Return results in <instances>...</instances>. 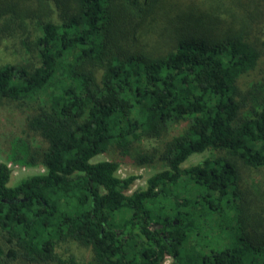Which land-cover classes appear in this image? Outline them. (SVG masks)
<instances>
[{
  "label": "trees",
  "instance_id": "1",
  "mask_svg": "<svg viewBox=\"0 0 264 264\" xmlns=\"http://www.w3.org/2000/svg\"><path fill=\"white\" fill-rule=\"evenodd\" d=\"M263 33L264 0H0V104L21 126L7 159L44 168L10 186L0 162V264H264V188L246 175L264 168V61L239 82ZM111 149L166 168L129 191L119 160L93 161Z\"/></svg>",
  "mask_w": 264,
  "mask_h": 264
},
{
  "label": "rangeland",
  "instance_id": "2",
  "mask_svg": "<svg viewBox=\"0 0 264 264\" xmlns=\"http://www.w3.org/2000/svg\"><path fill=\"white\" fill-rule=\"evenodd\" d=\"M158 30L159 26L157 25ZM155 30V26L153 28ZM138 35L139 42L137 43V47H139V43L142 45H145L146 48L150 46H161L163 45V42L166 40V31L161 29L158 33L155 34L151 33H141L140 34L136 31ZM262 38L264 40V33L262 35ZM126 46L130 47L133 46L132 41L126 42ZM140 47H142L140 45ZM145 49V48H142ZM12 48L10 50H7V52H3L2 55H4L3 59H6L7 61H17L16 54H12ZM263 61L264 56L261 57L258 65L255 69L248 71L243 76H241L239 82L241 86H246L250 81L256 80L260 77L261 74V68L263 67ZM18 111L8 110L6 106L0 104V162H6V164L9 166L11 170V182L10 186L14 185L18 179L25 177L27 175L36 174L39 172H43L44 168L42 165L37 164L35 166H25L13 163L7 159L10 142L13 138V136L17 133V130L20 131L21 126L19 124L18 118ZM184 126L183 123H177L172 124L169 126L167 132L160 138H147L142 139L139 141V145H136L137 148H144V149H154V148H161L163 146L164 141L170 139L173 135H176V133L181 131V128ZM31 142H33L34 145H42L41 140L39 137H34ZM209 151H204L201 153H193L191 154L186 161L183 163L182 166H189L192 164H195L199 161H201L206 156H209ZM119 160V166L117 168L116 174L119 177H126L128 175H135V179L132 182V184L129 187V191H132L138 187H143L145 185L146 178L149 177L151 174L165 169L166 166L163 161L159 160L156 156L155 161H153L150 165H137L132 162V159L130 156L125 155L124 157H121L119 155V149H111L109 152L97 155L93 161L97 160ZM246 175H250V178H247V183L251 186L252 189H255V185H258V189L260 190L263 186L264 188V168L260 170H254L250 171ZM254 182V183H252ZM13 183V184H12ZM65 250H70L73 252L80 261L85 260L90 256V250L86 249L84 247L78 246L76 243L71 242L68 243L63 247ZM171 258L168 256L164 260V264H169Z\"/></svg>",
  "mask_w": 264,
  "mask_h": 264
}]
</instances>
